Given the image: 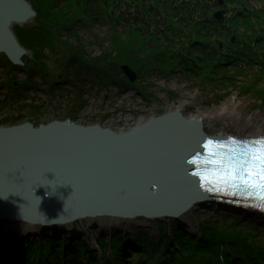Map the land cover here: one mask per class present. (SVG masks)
<instances>
[{
  "label": "water",
  "instance_id": "95a60500",
  "mask_svg": "<svg viewBox=\"0 0 264 264\" xmlns=\"http://www.w3.org/2000/svg\"><path fill=\"white\" fill-rule=\"evenodd\" d=\"M36 16L26 0H0V56L17 67L30 53L13 28ZM223 16L215 15L221 23ZM227 138L207 134L200 121L178 111L125 132L72 120L0 127V228L24 224L68 233L104 219L181 225L211 206L263 216L262 208L210 186L209 162Z\"/></svg>",
  "mask_w": 264,
  "mask_h": 264
},
{
  "label": "rangeland",
  "instance_id": "374dc122",
  "mask_svg": "<svg viewBox=\"0 0 264 264\" xmlns=\"http://www.w3.org/2000/svg\"><path fill=\"white\" fill-rule=\"evenodd\" d=\"M26 1L32 5L37 16L29 23L14 26L13 30L21 46L30 53V57L23 58V67H17L10 60L3 58L5 55L0 56V127L25 123H34L38 126L72 120L86 126L102 125L125 132L131 130L142 118L150 119L174 112L176 107L182 104L190 105L188 112L192 114L202 109L220 108L231 100H236L247 116H259L257 125L263 122L264 77L260 78L259 74L240 72L226 77L212 74L210 79L208 76L211 75L207 74L200 78L188 79L177 72L164 76L149 64H144L141 61L144 59L142 55L136 59L130 49H119V46L114 45L118 43L117 39L124 37L119 36L115 40V36L112 37L108 31L97 27L79 26L74 31L65 23L59 25L61 27L57 29L56 20L45 14L42 6H39L41 0H37L39 3L35 0ZM217 2L222 7L225 5V0ZM251 2L264 6V0ZM226 9L227 7L225 11L218 8V11H215V15L224 12L223 22L227 15ZM53 23L55 26H52ZM74 48L83 54L91 72H97H94L97 76L91 77L92 82L88 84L79 85L73 79L71 81L62 77L66 60L72 56ZM37 52L41 54L36 57L39 56L42 61L40 64L43 74L40 73L41 75L33 81L36 89H29L30 93L25 101L21 98L16 101L8 100V95L15 89L14 93L18 94L27 80V73L22 69L29 66L38 67L37 62H29L35 58L34 53ZM115 62L118 64L119 74L112 71ZM125 66L136 74L135 81L131 80L124 69ZM51 74H55V77H51ZM223 126L222 122L217 124L218 129H222ZM253 215L244 213L238 217L220 210L218 206H211L210 210L199 209L191 217L184 219L181 225H176L186 234L183 240L194 241L185 242V246L188 244L199 246L196 240H203V230L210 221L226 224L240 219V226L251 229L252 233L256 234L255 237H258L259 241L256 243L264 246V215ZM93 225L79 224L75 229L70 228L68 233L60 231L41 233L37 229L28 228L27 225H10L9 228L14 233L22 236L24 234L26 238L19 239L16 244L17 237L8 236L3 239L0 233V248L3 249L2 253L6 254V262L16 264V258L23 262L27 260V252L31 248L37 250L39 247L49 249L58 246L61 247L60 251L63 254L61 259L58 257L57 262L52 264H65L62 260L65 256V245L76 246V242L82 241L84 246L93 244L91 249H95L99 256L97 257L99 264H107L105 260L116 257L118 251L125 252L122 254L125 264H141L144 261L143 256L139 257L131 252L142 251L143 246L140 247V243L161 247L165 229L163 227L167 228L166 233L171 238L175 235V231L170 228L175 225L173 223L138 222L132 225L100 223L92 229ZM2 230L1 227L0 231ZM57 235L61 238L57 239ZM118 238L128 242L121 241V245ZM102 240H105V248L102 247ZM96 242H99L98 247Z\"/></svg>",
  "mask_w": 264,
  "mask_h": 264
},
{
  "label": "trees",
  "instance_id": "16d2710c",
  "mask_svg": "<svg viewBox=\"0 0 264 264\" xmlns=\"http://www.w3.org/2000/svg\"><path fill=\"white\" fill-rule=\"evenodd\" d=\"M251 1L225 0L223 7L217 0H41L38 3L45 14L56 20L57 29L65 23L74 31L79 26L97 27L115 36V40L124 37L117 39L118 43L114 45L119 49H130L136 59L142 55L144 64L164 76L177 72L188 79L206 74L211 75L208 76L210 79L212 74L226 77L251 72L263 78L264 6ZM226 7L227 15L221 23L215 17V11L218 8L225 11ZM72 52L66 60L62 77L73 79L79 85L92 82L90 78L97 76V72H91L78 49L74 48ZM34 55L29 62H37L38 67L22 69L27 73V80L18 94L14 93L15 89L8 95V100L21 98L25 101L29 89H36L33 81L43 74V68L41 54ZM3 58L8 60L6 56ZM113 67L112 71L119 74L116 62ZM240 222V219L226 224L210 221L203 230V240H196L199 246H185L186 234L177 225L170 227L175 231L172 238L163 227L165 234L161 247L140 243L142 251L131 252L143 256L141 264H264L263 244L256 243L259 241L256 234L241 227ZM118 239L119 244L126 242L123 238ZM104 242L102 240L101 244L105 248ZM65 249L66 257L62 259L65 264H99L97 256L82 241L76 242V246L66 244ZM60 250L58 246L31 248L27 260L23 262L16 258V264H52L58 257L61 259L63 253ZM2 251L0 248V264H8ZM122 254L125 252L118 251L116 257L105 261L107 264H125Z\"/></svg>",
  "mask_w": 264,
  "mask_h": 264
},
{
  "label": "bare ground",
  "instance_id": "6f19581e",
  "mask_svg": "<svg viewBox=\"0 0 264 264\" xmlns=\"http://www.w3.org/2000/svg\"><path fill=\"white\" fill-rule=\"evenodd\" d=\"M190 105L182 104L177 106L175 111H178L185 115L189 119L198 120L201 122L203 129L209 135L218 136V135H228V141L233 139L235 136H239L248 140H260L264 139V120L262 123L257 125L259 122V116H247V113L241 109V105L236 100H231V102L224 104L220 108H209L202 109L195 113H189ZM155 117L150 119L142 118L137 124L133 127L140 126L146 122L152 120ZM220 122L224 123L222 129H218L217 124ZM123 132V131H121ZM261 214H264L261 212ZM114 219H104L105 224H111L114 222ZM24 226V224H22ZM8 224L2 226L3 230L0 233L3 235V239L8 236L17 237L16 244L19 239H25L26 236L23 234H16L9 228ZM28 227V226H27ZM15 231H19L15 229ZM72 239V238H71ZM90 242V241H89ZM128 242V241H127ZM91 244V243H90ZM93 246V244H91ZM92 246L87 247L95 256L99 257L95 253V249ZM99 246V242H96V247Z\"/></svg>",
  "mask_w": 264,
  "mask_h": 264
},
{
  "label": "snow or ice",
  "instance_id": "6c2138e0",
  "mask_svg": "<svg viewBox=\"0 0 264 264\" xmlns=\"http://www.w3.org/2000/svg\"><path fill=\"white\" fill-rule=\"evenodd\" d=\"M223 181L259 193L264 199V140L253 141L243 153L232 156L226 163Z\"/></svg>",
  "mask_w": 264,
  "mask_h": 264
}]
</instances>
